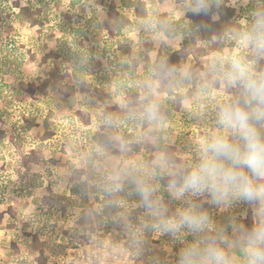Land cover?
<instances>
[{"label": "rangeland", "instance_id": "374dc122", "mask_svg": "<svg viewBox=\"0 0 264 264\" xmlns=\"http://www.w3.org/2000/svg\"><path fill=\"white\" fill-rule=\"evenodd\" d=\"M104 1L98 4V0H42L38 4V0H0V63L2 64L6 54V49L3 48L6 42L17 47L20 44L24 46V52L29 50L37 54L33 60L27 57L22 64L14 63L7 75L0 76L3 80L0 81V101L7 95L13 104L2 115L5 104L0 102V130L6 133V141L10 135H14L16 141L22 144V148L13 145L4 150L5 162L0 160V212H3L0 220V264H37L34 261L37 255L42 256L43 264H177L180 248L194 240V237L187 236L178 242L155 230L144 229V243L137 254V248L131 242V233L140 229L143 224L150 223V217L145 208L143 213L135 214L134 211L141 204L134 185L126 182L121 192L112 194L106 193L100 186L104 176L127 164L131 163L140 168L150 165L161 153L156 147L160 129L147 122L135 123L130 120L131 125L128 127L121 125L113 129L107 128L108 138L120 144H124L123 138L131 135L128 139L136 143L140 151H130L128 155L127 151L119 150L117 154L106 152L104 156L103 153L107 150L97 151L99 145L89 138L88 130L98 129L101 123L100 114L104 112V108L113 104L117 109L108 114L117 118L124 117L126 112L123 99L118 97L100 103L83 97L85 93L82 91L79 96H75V101L79 104L76 103L74 109L64 105V96L60 89L63 84H74L78 90L88 79L76 80L70 68L72 64L64 59L56 58L58 60L54 61L56 54L53 51L67 42L74 52L82 51L85 60L99 61L98 48L94 41L85 38L72 40L70 36L73 30H93L95 24L103 21L105 14L101 8ZM111 1L133 21V32L122 40V50L111 49L103 60V64L109 66V69L112 62V72L124 73V70L121 71L123 67L117 65L124 60L125 46L131 42H134V52L137 49L136 44L142 39L152 42L155 48L150 53V60L154 61L156 47L160 43H163L162 50L170 51L189 41L182 34L174 37L173 33L177 27L176 22L188 18L181 14V5L184 2L176 4L173 0H168L159 4L156 0H144L149 18L135 21L133 9L137 0ZM14 2L18 3L17 7ZM226 2L236 8L237 21L244 26L248 19L242 14L241 7L247 6L248 2H255L256 6L262 5V0ZM37 5L42 8V13L38 15ZM30 6L31 10L28 11ZM156 14H166V18L153 22L157 27V31L153 33L149 24ZM239 48L240 40L234 47H229L222 41L213 48L212 54L219 53L228 57ZM9 52L7 51L8 54ZM85 60L75 63V68L81 69L87 63ZM192 62L191 57L182 59L180 67L190 66ZM89 70L98 72V67L91 66ZM152 71L151 73L142 68L134 74L132 80L139 88L141 98L148 92V83L156 87L152 78L155 69ZM20 80H32L35 84L46 83L48 90L43 93L36 92L34 100L31 101L29 97L27 99V95H18ZM185 82V87L181 89L187 92L191 84L189 81ZM177 83L182 84L184 81ZM159 94L164 106L167 104L166 94ZM200 94L198 91L188 93V98L180 103L181 107L178 109V103H173L171 119L164 128L165 134L161 136L167 145L175 148L179 163L191 161L196 140L212 127L213 101L209 98L210 109H206L199 101ZM46 96L66 107L62 111L65 114L63 118H60V113H56V107L48 104ZM140 108L141 105L136 107L138 110ZM87 109L91 113L88 125L82 121ZM49 110L53 112L50 117L46 114ZM26 120L27 128L22 131L23 137H20L22 134L18 129ZM47 130L54 132L50 138L44 140L42 136ZM183 137L186 138L182 139ZM15 164L21 165L23 172L27 173L24 178L29 177L30 180L20 181L18 172L13 171ZM76 170L84 174L79 180L74 179V182H87L88 185L87 191L83 190L73 196L70 193V180ZM155 183L160 186L158 195L170 210L179 206L164 193L165 188L159 179ZM204 208L217 225L225 227L229 233L231 229L227 225L230 217L235 216L240 222L244 218L252 219L251 208L247 204L245 209H242L240 203L225 209L204 204ZM92 212L98 213V220ZM33 233L37 235V241L27 235ZM23 239L28 245L31 244L30 248L22 244ZM12 243L17 244V253L13 252ZM59 246L64 247L62 249Z\"/></svg>", "mask_w": 264, "mask_h": 264}, {"label": "clouds", "instance_id": "9594fccd", "mask_svg": "<svg viewBox=\"0 0 264 264\" xmlns=\"http://www.w3.org/2000/svg\"><path fill=\"white\" fill-rule=\"evenodd\" d=\"M221 3L184 0L181 14L209 16ZM239 39L237 51L228 57L208 56L199 74L189 66L170 67L163 61L157 69L164 80L196 83L200 93L213 101L212 127L196 140L191 161L174 162L160 153L146 168L130 163L102 179L100 186L108 194L121 192L131 182L147 209L150 223L130 237L137 254L144 243L143 230L152 229L178 242L194 237L180 248L177 264H264V10L251 14ZM146 87L139 110L123 106L124 119L162 130L167 127L163 101L155 86ZM119 120L100 114V122L108 128L118 127ZM120 150L127 151V145L122 143ZM97 151L102 152V147ZM165 176L168 196L179 205L173 210L158 195L160 186L155 183ZM237 203L250 206L252 219L245 224L230 217V233L204 208L209 204L225 209Z\"/></svg>", "mask_w": 264, "mask_h": 264}, {"label": "trees", "instance_id": "16d2710c", "mask_svg": "<svg viewBox=\"0 0 264 264\" xmlns=\"http://www.w3.org/2000/svg\"><path fill=\"white\" fill-rule=\"evenodd\" d=\"M104 0H98V4L102 3ZM159 2H162L164 0H158ZM184 0H176V3L182 4ZM42 0H38V4H41ZM261 6H256L255 2H248L247 6L241 7L242 14H244L246 19L251 18V14L256 11L264 10V0H262ZM45 4V3H44ZM33 5V4H30ZM103 8H101L102 12L105 14V17L102 22H99L98 24H95L93 26V30L87 29H77L73 30L72 36H70V39L77 40L79 38H85L87 40H92L96 43V47L98 48V55L100 57L99 61L96 59L94 60H85L84 53L82 51L79 54V52H74L70 47H68V43L65 42L64 44H60L59 47L57 46L54 49V61H57L58 59H61L64 61H67L68 63L72 64L70 68H72V73L75 76L76 80H84L87 82L81 86L80 89L76 90L75 85H69L66 86L63 84L62 88H60L64 96V105L68 108L74 109L76 106L75 104L78 103L75 101L76 97L79 96V92H84L85 95L83 97H86L87 99H93L100 103H106L109 99H115L117 97H121L123 99L124 105H131L132 107H138L141 105V95L139 88L133 83L134 74L138 72L139 69L144 68L146 71L153 72L152 70L155 69V72L152 74V78L154 79L156 83V90L159 93L166 94V101L167 104H164L162 106V111L165 113L167 117V122L169 119H171V107L174 102L178 103L177 109L181 107L180 103L186 98H188V93L193 91H199L197 84L194 82L189 81L191 84L189 90L187 92L183 91L181 88L185 87V81L182 84H178L177 81H171V80H164L162 77L158 74L157 69L160 66V63L163 61L167 63L170 67H180V62L182 59H186L188 57H191L193 62L190 64L189 67L194 71V73L199 74L201 71H203L204 66L206 64V59L208 56H210L213 52V48H216L217 44L224 41L229 47H234L238 45L239 39V33L243 32L245 30V26L243 24L238 23L236 18V8L231 6L226 2V0H222L221 6L219 9L213 8L211 15L209 16H200V17H191L186 15L187 20L185 18H182L180 21L176 22V30H173L174 37L180 36L182 34L185 39L188 38V42L181 44L180 46H176L169 50H162L163 43H160L158 47H156V54L154 61L150 60V53L153 51L154 45L150 41H144L142 39L141 42H138L137 49L134 52L133 46L134 42L129 43L127 46H125V58L124 60L117 65V67L122 66V70H124L123 74H117L116 71H111V65L110 69L109 66L106 64H103V60L106 56V54L111 49H119L122 50L123 43L122 40L130 35L133 32V21L132 19L128 18L123 14V12L117 7V5L109 0L103 2ZM14 6L17 7L18 3L14 2ZM45 6V5H44ZM33 7V6H32ZM46 8V7H45ZM31 10V6L28 8V11ZM37 15L42 13V8L37 5ZM149 12L146 8V1L144 0H137V3L133 9V16L135 18V21L140 19L141 21L149 18ZM172 15V12H171ZM67 16V15H66ZM166 14L158 15L156 14L154 18H151L150 27L152 28L153 33L157 31V27L153 22L155 21H162L165 20L164 18ZM212 16H216L217 19L213 20ZM68 17V16H67ZM190 19L191 21L189 22ZM156 22V24H157ZM35 24V22H33ZM142 24V23H141ZM198 25H204L203 27H199ZM31 26H33L31 24ZM182 36V37H183ZM186 41V40H184ZM11 46V48H9ZM116 46V47H115ZM5 47V48H4ZM24 46H21L20 44L17 46H14L10 42H6L3 45V48L6 49V54H4L2 64L0 63V76L7 75L9 73V70L12 66H14V63L22 64L26 61L27 57H30V60H33L36 58L37 54H35L33 51H25L23 50ZM7 51L10 53L8 54ZM28 53V54H27ZM83 53V54H82ZM56 58H58L56 60ZM81 60L87 61L86 64L82 65V68L77 70L75 68V63H80ZM98 67V72L94 71L91 72L89 68ZM85 71V72H84ZM93 73V74H91ZM78 77V78H77ZM0 81H3L0 77ZM19 90H17L18 95L25 97L27 95V99L30 98L31 101L34 100V96L36 92L43 93L44 91L48 90V85L46 83L41 84H35L32 80H28L26 82H23L22 80L19 81ZM0 85H2L0 83ZM61 86V85H60ZM53 89V88H52ZM59 89V91H60ZM1 90V86H0ZM82 92V93H83ZM28 93V94H27ZM199 101L202 103L206 109H210L209 104V98L205 95L200 94ZM29 97V98H28ZM45 100L48 101V104H51L52 106L56 107L57 110L56 113H60V118H63L65 114L62 112L63 108H66L63 106V104L55 101L52 98H48V96L45 97ZM2 103L5 104V109L1 111V114L4 115L8 108H11L12 101L9 96H4L1 98ZM0 101V102H1ZM79 104V103H78ZM77 104V107H78ZM67 108V109H68ZM175 108V109H176ZM117 106L113 104L112 106H109L107 108H104V112L108 113L112 110H116ZM47 116L50 117L53 115V112L51 110L47 111ZM90 110L87 109L86 116L83 117L84 123L88 125L90 123ZM124 117L126 115H123ZM124 117H120L119 125H126L127 127L131 125L129 123V120L124 119ZM23 122V121H22ZM131 122V120H130ZM137 123L138 121H134ZM21 123V122H20ZM28 121L26 120V123L20 124V127L18 129V132L22 134V131H25L27 128ZM57 124H55L56 127ZM59 125V124H58ZM100 126L98 129L90 128L88 130L89 138L92 139L95 143H98L99 147H102L104 151V156L107 153H118V146H121L120 143L115 142L111 138H108L107 134V128L102 123L99 124ZM113 129V128H112ZM165 129H160L159 134V140L156 143L157 149L161 153H165L170 160L177 162L178 156L175 154V148L172 146L170 147L167 145L163 140L162 137L165 134ZM54 130H47L43 134L42 138L48 139L53 135ZM23 137V134L20 135V137ZM131 135H127L126 138H123V142L125 145H127V149H130L131 152H138L140 151L138 145L136 143H133L128 138H130ZM6 133L2 130H0V160L2 162H5V155L4 152L8 150L11 146L17 145L18 147L22 148V144L19 143V141H16V138L14 135H10L8 137V140L6 141ZM186 137H183L182 139H185ZM70 145V144H69ZM5 150V151H4ZM23 149L21 153H23ZM107 152V153H106ZM3 153V154H1ZM2 167V165H1ZM13 171H17L18 177L20 178V181H28L30 180L29 177L24 178L27 173L23 172L21 169V165L15 164ZM73 179L70 180L72 183L70 187V193L73 196H76L82 191H87V182H74V179L79 180L80 177L84 174L83 172L80 173L77 170L74 173ZM25 180H24V179ZM159 182L162 187L165 188L164 193L168 194L166 191L167 186V177L159 178ZM87 194V193H86ZM72 196V197H73ZM242 209L246 208V204L240 203ZM135 214H141L144 212V209L142 205L134 211ZM93 213V212H92ZM3 212H0V220L2 219ZM93 216L95 219L98 218V213H93ZM90 220V218H88ZM242 223L250 224L251 219L250 218H244L242 220ZM28 236H31L34 238V241H37V235L36 234H27ZM22 244L25 245L27 248H30L31 244H27V241L25 239L22 240ZM18 247L16 243H12V250L14 253H17ZM63 249L64 246H59ZM61 249V251H62ZM42 256H36V259L34 261L38 262L37 264H43V258Z\"/></svg>", "mask_w": 264, "mask_h": 264}, {"label": "crops", "instance_id": "0c3cea01", "mask_svg": "<svg viewBox=\"0 0 264 264\" xmlns=\"http://www.w3.org/2000/svg\"><path fill=\"white\" fill-rule=\"evenodd\" d=\"M166 1H168V0H164V1H162V2H159V1H157L156 0V2H159V4H161V3H164V2H166ZM171 2H172V0H171ZM173 2H175L176 3V0H173ZM176 4H178V3H176ZM118 98V97H117ZM120 150V148L118 147V151ZM130 149H127V153H128V155H130Z\"/></svg>", "mask_w": 264, "mask_h": 264}]
</instances>
